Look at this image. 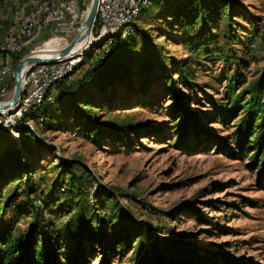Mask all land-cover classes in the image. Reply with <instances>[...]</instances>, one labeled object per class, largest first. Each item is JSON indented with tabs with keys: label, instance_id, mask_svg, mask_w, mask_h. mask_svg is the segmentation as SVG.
<instances>
[{
	"label": "rangeland",
	"instance_id": "rangeland-1",
	"mask_svg": "<svg viewBox=\"0 0 264 264\" xmlns=\"http://www.w3.org/2000/svg\"><path fill=\"white\" fill-rule=\"evenodd\" d=\"M28 1L30 0H6L0 4V31L3 30L0 32L1 59L4 57V48L9 40L21 33L26 25V21L21 20L28 15ZM238 1L243 6L245 17H235L237 24L234 25L232 39L224 38L222 31H225L226 28L222 23L223 26L218 30L220 35L207 46L205 55L191 53L190 48L186 49L182 45L183 36H180L182 34L175 26L174 18L168 17L172 6L169 2L164 5L162 10L156 8L155 5L151 6V1L149 4L142 5L136 18L128 26L124 27L121 32L108 36L109 38L113 36L125 37L135 30L131 35L135 36L136 46L132 48L130 45L122 54V59L136 71V74L140 72L141 61L147 51L154 46L161 47L162 54L170 63H176L174 64L176 70L183 65L187 56H192L195 61L198 60L194 66L190 84L194 90L181 85H176V88L189 101L193 110L201 114L203 127L222 136L230 135L238 121L232 117L224 125L219 122L217 116L215 105L227 103L226 78L239 71L248 78L264 73V0ZM88 5L89 0H76L75 2L76 20L79 22V28L86 17ZM148 6L151 7L148 8ZM23 8H27L26 11ZM144 8H147V11L141 14ZM159 10L162 12L159 13ZM16 17H19L20 21ZM238 24L242 26L240 29H238ZM79 28L65 41V36L61 35L62 31L57 30L55 24H50L33 36L29 47H27L28 51L38 55L36 54L37 48L43 42L51 39H60L70 43ZM251 31H255L257 36L253 52L248 51L250 49L248 48V33ZM53 33L59 35H53ZM109 38L104 39L103 42ZM96 39L91 41L94 42ZM94 48H87L86 53ZM104 49L108 50L109 47ZM246 51L248 52L246 53ZM156 54L158 53H154V59L158 62L161 57L157 58ZM78 55L71 57L79 62L78 75L81 76L87 71L90 64L84 60L85 54ZM100 56L101 54L95 59ZM236 56L244 57L249 62V66L251 63V66L248 69L240 68ZM13 59L14 57L8 68V72L12 71L7 73V77L5 76L4 80L0 82L1 89H4L8 84V93L3 101L9 100L14 92ZM153 76L154 71L148 72L144 78H137L136 89L128 91L122 89L119 91L118 97H110L111 100L113 99V103L94 109L96 117L103 118L110 126L114 127V130H119V127L124 125L136 126L137 124L146 125L151 131L146 133L142 129L138 133H133L127 141L122 140L114 132L112 134L106 132L100 142L95 143L93 136L87 137L72 131L58 130V127L44 130L43 118L38 116L35 120H25L23 124L38 134L37 137L41 139V143L45 142L49 146L44 151L46 155L41 158L38 154L23 152L17 156V153L14 152L15 156L6 158L3 156V152L7 148H12L11 141L14 144L21 141L19 129L22 126L23 118L33 110H37L36 102H39L44 95L35 102L36 104L34 103L35 107H30L31 110L20 113L19 109L22 107L20 102V107L16 111L0 113V117L8 116V118H15L17 114H20V124L6 122L5 126H1L11 133L8 131L10 137L6 134L0 136V187L4 182V177L12 172L10 168L15 163L14 158L25 164L28 163L31 167L33 180L28 179L30 186L34 187L33 193L30 195L31 198H38L42 195L52 198L59 197L58 186L53 185L58 173V169L53 167L57 156L64 159H80L92 174L89 176L91 185L87 194L92 197L98 185L105 186V190L108 188L113 190L118 194L119 204L125 211L120 210V214L125 218L146 222L165 238L189 242L199 250L202 256L209 255L212 258H220L222 254L231 261L228 262L225 258H220L218 264H233V261L240 264H264V176L260 175L258 169L250 166L249 153L239 152L234 156L221 153L220 149H216L215 141L212 138L206 136L197 138L191 135L183 147L176 145L174 143L176 138L173 126L175 118L172 109L170 81L165 78L159 80L162 74L158 72L156 79L159 81H155L149 87L146 86V82ZM76 77L75 71L72 81ZM5 79L7 80L5 81ZM141 79L143 81H140ZM26 90L27 88H23L25 91L22 94L23 98L26 97L24 96L27 94ZM50 98H52L51 94L47 100ZM75 171L79 175L85 174L82 168ZM35 181L36 183L33 184ZM23 189V184L19 188H15L14 181L1 191L2 200H5L14 191H18L20 196L14 205L10 206L7 214L0 216V226L11 220L16 208L29 207V198ZM97 200L99 208L100 204L111 206L116 202L115 197L109 200L106 192H99ZM112 210L113 208L111 212ZM75 211L71 215H74ZM202 213L212 218L214 224L203 221L198 216ZM34 216L33 212L30 216L24 215L15 221L17 232L25 233L34 222ZM90 217L91 214L84 212L77 213L74 219L75 222L82 225L89 223ZM69 218L57 211H48L39 216V220L42 222L52 220L57 232L64 235ZM112 224L109 225V228ZM137 241L132 242L131 247L125 251L119 250L116 243L118 250L117 252L111 251L108 264H136L137 253L140 252V244L136 243ZM87 254L83 264L104 263L103 255L100 252L92 251Z\"/></svg>",
	"mask_w": 264,
	"mask_h": 264
},
{
	"label": "trees",
	"instance_id": "trees-1",
	"mask_svg": "<svg viewBox=\"0 0 264 264\" xmlns=\"http://www.w3.org/2000/svg\"><path fill=\"white\" fill-rule=\"evenodd\" d=\"M5 1L0 0V4ZM168 2L172 5L168 17L174 18L175 26L182 34L180 35L183 36L182 45L186 49L190 48L191 53L199 55H205L207 46L220 35L218 30L223 26L222 23L226 28L225 31H222L224 38L231 40L234 25L237 24L235 17H245L243 6L238 0H151L150 5H155L156 8L162 10ZM150 7L148 6V8ZM146 11L147 8H144L142 12L140 10L141 14ZM237 26L238 29L242 27L239 24ZM132 33L125 37L113 36L105 42L96 44L93 46L94 49L83 56L84 60L90 64L84 74L78 75L79 65L75 70L78 77L74 81H72L73 75L72 78L67 77L63 81L52 84L55 86L51 89L53 93L49 89L44 97L36 102L37 110H33L23 118L22 126L19 129L21 141L16 144L11 141L12 148H7L3 152V156L6 158L15 156L14 152L17 153V156L23 152L38 154L41 158L46 155L44 151L49 146L45 142L41 143V139L37 137L38 134L23 124L25 120H35L38 116L43 118L44 130L58 127V130L72 131L87 137L93 136L95 143L100 142L106 132L117 133V136H120L124 141L129 140L133 133H138L142 129L146 133L151 132L146 125L137 124L136 126L124 125L119 127V130H114V127L110 126L103 118L96 117L94 109L113 103V99L111 100L110 97H118L119 91L122 89L126 91L136 89V79L144 78L148 72L154 71L153 78L146 82V86L149 87L155 81L163 78L170 81L172 109L175 118L173 126L176 138L174 143L176 145L183 147L191 135L197 138H202V136L212 138L215 141L216 149H220L221 153L230 156L239 152L249 153L250 166L258 169L263 177L264 73L248 78L239 71L226 78L227 103L215 105L217 116L219 122L224 125L232 117L238 121L230 135L222 136L203 127L201 114L193 110L189 101L176 88V85H181L194 90L190 84L194 66L198 60L195 61L192 56H187L183 65L176 70L174 67L176 63H170L162 54L161 47L154 46L147 51L141 61L140 72L136 74V71L122 59V54L130 45L132 48L136 46L135 36H132ZM256 37L255 31L248 33V48H250L248 51L250 52H253ZM108 47V50L104 49ZM190 51L187 50L188 53ZM27 52L29 53L28 48H25L22 52L13 55V69ZM155 52L158 53L156 54L157 58L161 57L158 62L154 59ZM100 54L101 56L95 59ZM236 58L239 60L240 68L248 69L251 66V63L249 66V62L244 57L236 56ZM158 72L162 74L159 80L156 79ZM112 93L113 96H111ZM49 94L52 95V98L47 100ZM8 131L0 126V136L5 134L9 136ZM13 160L15 163L10 168L12 172L6 175L8 179L4 177V182L0 187V216L7 214L10 206L14 205L20 196L18 191H14L5 200H2L1 191L14 181L15 188H19L23 184V192L29 198V207L16 208L11 220L0 226V264H83L88 256L87 253L92 251L100 252L103 255V264H108L111 251L117 252L118 249L125 251L131 247L132 242L139 239L141 241L136 242L140 244L136 264H218L220 258L231 262L222 254L220 258H212L209 255L202 256L199 250L189 242L165 238L146 222L125 218L120 214V210L123 208L119 204L118 194L109 188L105 190L103 185H98L91 197L87 193L91 185L89 176L92 174L80 159H64L57 156L53 167L58 169V173L53 185L58 186L57 191L60 196L56 198L43 195L31 198L30 195L34 189L28 183V179L33 180L31 167L28 163L25 164L18 159L13 158ZM79 168H82L85 174H77L75 170ZM35 183L36 181L33 184ZM99 192H106L109 200L115 197V204L111 206L100 204V208L97 207ZM48 211H57L63 216L70 217L66 223L65 235L57 232L52 220L47 222L39 220V216ZM74 211L75 214L71 215ZM33 212L35 216L32 225L25 233L17 232L14 222L24 215L30 216ZM84 212L91 214V220L89 223L80 225L75 222L74 217L77 213ZM198 216L203 221L214 224L213 219L204 213ZM113 222L116 224L113 225ZM110 224L112 225L109 228ZM232 263L240 264L235 261Z\"/></svg>",
	"mask_w": 264,
	"mask_h": 264
},
{
	"label": "built area",
	"instance_id": "built-area-1",
	"mask_svg": "<svg viewBox=\"0 0 264 264\" xmlns=\"http://www.w3.org/2000/svg\"><path fill=\"white\" fill-rule=\"evenodd\" d=\"M76 0H47L46 5L42 8L41 14H39V21H30L23 35L19 36L14 45L23 42L26 34L35 30L43 24V20L50 21H62V34L65 36L64 40L70 38V35L75 34L77 28H79L76 20L75 10ZM92 0H89V8ZM134 6V0H101V12H97L94 27L92 29L89 42L110 31L113 26L121 19L126 18V11L130 7ZM29 12L32 13V6L30 2ZM53 35H59L53 33ZM58 37V36H55ZM53 38V37H51ZM12 53V49L10 50ZM75 60L66 59V56L56 61L45 63V66L38 70L31 79H22V88H27V95L22 101V108H24V101L27 99L38 100V94L40 89H53L55 86H50V79L57 75L59 72L64 71L67 67L73 64ZM6 60H0V75H5ZM78 77V76H77ZM72 82V81H70ZM7 86L4 89H0V102L5 100L7 96ZM20 114L16 115L15 118H0V126H4L5 122H16L19 123Z\"/></svg>",
	"mask_w": 264,
	"mask_h": 264
},
{
	"label": "bare ground",
	"instance_id": "bare-ground-1",
	"mask_svg": "<svg viewBox=\"0 0 264 264\" xmlns=\"http://www.w3.org/2000/svg\"><path fill=\"white\" fill-rule=\"evenodd\" d=\"M46 1L47 0H30V1H28L29 2L28 7H30V2H31L32 13L33 14H31L28 11V15L26 17L22 16L24 18L21 21H24V22L26 21V25L22 29V32L19 33V34H17L15 37L11 38L9 40V42L7 43V45H6V48H4L5 50H4V53H3L4 54V57L3 58H4V60H6V68H5V75H0V82L4 80V78H5V76H6L7 73H9V72L12 71L11 70V71L8 72V70H9L8 68H9V63H10V61L13 58V55L14 54H17V53H20L25 48L29 47L30 40H32L33 36H35L37 33H39L40 31H42V28H44V27H46V26H48L50 24H53V25L55 24L57 26V30L59 29V30L62 31V21L43 20V24L40 27H38L35 30H33V31L29 32L28 34H26L25 38L23 39V42H20L19 44L14 45L15 42H16V40L19 38V36H21V35L24 34L27 26L30 24V21H39V14H41L42 8L46 5ZM150 1L151 0H134V6L130 7V9L128 11H126V18L125 19H121L119 22H117L110 31H108V32H106L104 34H101L99 37H96L97 38L96 39L97 41L95 40L94 42H92V41L89 42V36H87L86 39H84L83 41H81V42H79V43H77L75 45V47L73 48L72 54L66 56V59L73 60V57H71L72 55L75 57V55H78V54L80 55L81 53L82 54H86L87 48H89V47L92 48L96 44L102 43L104 41V39L109 38L108 36H111V35H114V34H117V33L121 32L124 29V27L128 26L136 18L139 8L142 5L149 4ZM23 9L26 11L25 8H23ZM97 12H101V0H99ZM88 16H89V9L86 12V17H85V19H84V21H83L82 24H84V23H86L88 21ZM16 18L20 21V18L19 17H16ZM21 25H22V23H21ZM78 25H79V22H78ZM14 28H15V26H14ZM12 29H13V27H12ZM15 33H16V31H15ZM13 35H15V34H13ZM68 44L69 43H66V42H64V41H62L60 39H51V40H48V41L43 42L37 48L36 54H38L39 56H42V57H49V56H51L53 54H56L58 51H60L64 47H66ZM11 49H12V53H10V50ZM78 65H79V62L77 60H75V62L73 64H71L69 67H67L64 71L59 72L57 75L53 76L50 79V86H52V84H54L56 82L63 81L67 77L72 78L73 75L75 74V70L78 67ZM44 66H45V63L44 64L41 63V64H34V65L28 67L27 70L25 71L22 79H26L27 78V74H28V78L27 79H31L32 76L35 73H37L38 70L42 69ZM6 80L7 79H5V81ZM48 90L49 89H40L39 90V94H38V100L44 94H46L48 92ZM23 93H25V91H23V88H22L21 95H20L17 103L15 105L7 108V109H0V113H3L5 111H10V112L16 111L17 108L20 107V102L22 103L23 99H25L22 96ZM26 93H27V90H26ZM26 95L27 94H24V96H26ZM36 101L37 100H34V99H27V100H25L24 101V108L22 110V113L24 111L25 112L28 111L30 109V107H32L33 104ZM20 108H22V107H20ZM0 118H4V117H0ZM6 124L7 123L5 122L4 126ZM19 124H20V116H19Z\"/></svg>",
	"mask_w": 264,
	"mask_h": 264
},
{
	"label": "water",
	"instance_id": "water-1",
	"mask_svg": "<svg viewBox=\"0 0 264 264\" xmlns=\"http://www.w3.org/2000/svg\"><path fill=\"white\" fill-rule=\"evenodd\" d=\"M98 4L99 0H92L89 8L88 21L81 25L76 36L71 40V42L56 54L49 57H42L33 53H27L19 59L12 72L14 80L13 95L9 100L0 102V109H7L17 103L22 91V78L28 67L34 64L50 63L56 61L57 59L71 55L75 45L86 39L87 36L91 34L97 17Z\"/></svg>",
	"mask_w": 264,
	"mask_h": 264
}]
</instances>
